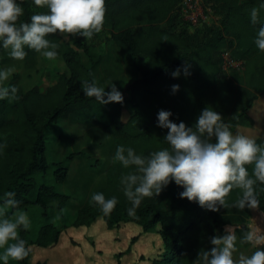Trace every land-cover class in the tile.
<instances>
[{"label":"trees","instance_id":"trees-1","mask_svg":"<svg viewBox=\"0 0 264 264\" xmlns=\"http://www.w3.org/2000/svg\"><path fill=\"white\" fill-rule=\"evenodd\" d=\"M16 2L24 10L18 23L30 22L33 14L48 12L46 7L37 8L34 0ZM179 3L180 0H105L102 29L107 35L101 38L104 51L98 52L96 44H85L79 35L69 39L67 34V42L57 33L50 34L46 39L57 45V58L65 71L43 91L35 86L22 90L9 85L18 89L19 99L0 100V206L5 193L13 192L19 210H39L44 223L32 239L23 228L18 230L28 250L53 246L59 237V229L48 222V210L55 205L60 213L66 207L69 197L55 188L67 176L63 162L81 154L69 153L63 161L49 163L44 152L48 135L57 122L65 120L92 123L112 141L103 185L95 193L118 201L108 216L98 205L84 204L76 211L70 227H87L97 218L107 228L120 222L132 223L145 233L157 227L162 248L150 264H203L198 254L210 250L211 238L223 236L225 227L235 228L239 244L248 246L241 241L250 230L247 221L251 208L240 210L232 206L240 195L239 189L234 188L226 197L227 207L217 205L218 211H211L197 201L181 198L184 189L170 181L158 196L143 198L134 217L128 215L132 205L124 195L121 177L133 169H125L114 161L119 146L131 147L144 157L169 147L164 141L168 130L158 126L161 110L172 113L171 122H183L191 128L202 111L211 107L230 126V131L249 128L252 121L247 113L264 94V52L255 43L259 28L264 27V0H204L210 21L192 28L182 20ZM254 7L259 9L255 25L250 17ZM3 49L0 42V52ZM24 50L23 60L8 55L0 59V66H17L20 61L31 65L38 53L27 46ZM224 53L239 63L238 69H222ZM185 66L189 75L184 74ZM177 69L181 70L180 75L174 77ZM82 80H94L106 92L112 84L119 91L126 87L127 95L123 96V103L99 104L83 93ZM173 85H179V90L173 92ZM126 105L128 117L121 121ZM255 142L264 145V138ZM247 167L251 175L253 166ZM49 170L53 182L36 185L35 177ZM255 191L259 200L255 209L264 215V184L257 182ZM29 256L30 251L24 260L14 264H31Z\"/></svg>","mask_w":264,"mask_h":264},{"label":"clouds","instance_id":"clouds-1","mask_svg":"<svg viewBox=\"0 0 264 264\" xmlns=\"http://www.w3.org/2000/svg\"><path fill=\"white\" fill-rule=\"evenodd\" d=\"M34 4L37 8L46 7L48 12L33 14L30 22L18 23L24 14L23 8L16 0H0V42L5 50H10L9 55L14 60L25 58V46L47 60H55L57 45L50 43L47 36L59 32L90 40L103 28L105 0H34ZM250 17L251 23L257 24L259 9L254 7ZM255 43L264 52V27L259 28ZM13 71L12 68L0 71V82L8 80ZM180 71L177 69L173 76H179ZM183 71L185 75L190 74L188 66ZM81 87L87 97L95 98L99 104L123 103L122 93L114 84L107 92L94 80H82ZM172 90L178 91L179 85H173ZM17 93L15 86H0V100H17ZM171 115L164 110L158 113V126L168 130L164 141L169 147L149 157L138 155L133 148L123 145L115 152L114 161L125 169H133L121 177L124 195L132 205L128 215L134 217L142 199L158 196L170 181L184 189L181 198L197 201L202 208L211 211H218L217 205L227 207L226 197L234 188L240 190V195L233 207L257 208L255 185L257 182L264 184V145H258L245 135H233L230 126L211 107L202 111L191 128L183 122H171ZM247 166H253L251 175ZM14 197L13 192L5 193L0 206V216H6L8 209H16L11 217L0 219V249H3L0 260L3 264H8L10 259L22 261L29 255L18 230L30 229V219L25 211L19 210ZM90 202L98 205L104 216L110 215L118 203L115 197L106 199L102 193H94ZM225 232L223 236L211 238L213 247L210 250H201L198 254L203 264H264V251L260 248L250 256L240 255L238 261L234 260L235 230L227 227ZM241 242L264 244V234L259 228L250 229Z\"/></svg>","mask_w":264,"mask_h":264},{"label":"rangeland","instance_id":"rangeland-1","mask_svg":"<svg viewBox=\"0 0 264 264\" xmlns=\"http://www.w3.org/2000/svg\"><path fill=\"white\" fill-rule=\"evenodd\" d=\"M209 21L210 17H208ZM98 34L99 38L96 37ZM106 35L105 29H102L94 34L92 39L84 38L83 42L96 44L95 49L102 52L106 46L103 45L101 38ZM57 36L68 42L66 33L57 32ZM75 37L76 35H70L69 39ZM4 51L3 49L0 52V59L8 58L9 53L7 54V50ZM80 55L84 61L83 54L80 53ZM9 68L14 71L8 80L0 82V86L9 87L12 84L22 90L35 86L40 91L53 84L56 76L65 71L59 58L50 61L39 53L31 65L22 64L21 61L17 66L13 63L8 65L2 63L0 71ZM120 92L126 97V87ZM128 112L129 108L126 105L121 111V121L127 119ZM247 114L252 121V126L237 127L232 131L233 135H245L253 140L264 138V94L254 101ZM112 148L113 144L108 135L92 123H76L72 120L56 123L45 142L46 161L61 162L69 153H79L81 156L74 157L69 162H63L67 169V176L64 183L55 188L57 192L69 197L66 207L60 213L55 210V205H51L48 210V222L60 231L58 240L53 246L45 249L29 247L31 264H150L151 260L161 252L162 245L157 235V227L145 233L132 223L120 222L116 227L107 228L101 218H97L87 227H70L78 208L88 204L95 191L103 185L104 171L109 164L108 159ZM35 180L36 185L51 184L53 182L51 170L43 176H36ZM23 211L30 219L31 227L25 231L27 237L32 239L44 220L35 207ZM12 214L8 209L6 216H0V219L11 217ZM261 215L256 209L251 208L247 225L250 229L259 226L261 234H264V215ZM259 216L261 218L257 219ZM226 228L223 229V235L226 234ZM236 238L237 251L233 254L234 260L238 261L240 255L250 256L258 248L260 250L264 248V244L248 243V246L243 249L240 247L237 236ZM2 252L3 249H0V254ZM8 264H14V261L10 259Z\"/></svg>","mask_w":264,"mask_h":264},{"label":"built area","instance_id":"built-area-1","mask_svg":"<svg viewBox=\"0 0 264 264\" xmlns=\"http://www.w3.org/2000/svg\"><path fill=\"white\" fill-rule=\"evenodd\" d=\"M179 14L184 22L192 28L198 24H207L209 9L205 6L204 0H180ZM238 62L232 61L228 53L222 55V69L237 68Z\"/></svg>","mask_w":264,"mask_h":264},{"label":"crops","instance_id":"crops-1","mask_svg":"<svg viewBox=\"0 0 264 264\" xmlns=\"http://www.w3.org/2000/svg\"><path fill=\"white\" fill-rule=\"evenodd\" d=\"M255 217H256V215H254ZM262 216V215H261ZM261 216H259L257 219H260L261 218ZM259 226H257V228H258ZM248 228H249V226H248ZM250 229V228H249ZM256 229V228H255ZM240 246V245H239ZM240 247H242V246H240ZM243 249H245L244 247H242Z\"/></svg>","mask_w":264,"mask_h":264}]
</instances>
